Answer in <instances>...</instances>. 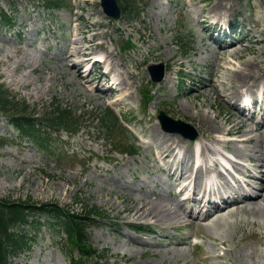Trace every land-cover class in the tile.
Instances as JSON below:
<instances>
[{
    "label": "rangeland",
    "instance_id": "rangeland-1",
    "mask_svg": "<svg viewBox=\"0 0 264 264\" xmlns=\"http://www.w3.org/2000/svg\"><path fill=\"white\" fill-rule=\"evenodd\" d=\"M99 1L66 0L68 8L52 12L46 10L45 1L0 0V14L6 13L12 25V28H3L4 18L0 19V87L8 92L15 106L14 110L0 112V139L4 142L0 147V199L54 202L77 213L84 211L85 206L86 209L97 207L104 217L95 219L87 233L101 256L85 264H264V220L261 216L241 212L242 206L238 204L234 208L239 211H232L233 207L225 209V215L202 222L191 221L190 216L183 214L194 202L187 201L180 206L175 203L177 199L169 190L173 182L158 172L153 157L155 145L161 143V149L168 146L162 143L166 133L160 125L156 132L158 137L151 129L157 122L158 112L163 111L173 119L190 123L199 133L196 139L206 142L202 124L192 115L197 107L188 99L194 90L205 95L214 74H221L220 69L214 73L217 63L235 70L243 60L260 58L264 70V52L261 51L264 50V34L260 35V30L264 29V0H230L231 12L221 15H216L212 8L220 0H188L190 6L186 8V0H134L140 15L132 14L134 18L124 15L119 20L107 18L100 11ZM193 13L205 17L226 16L227 21L244 25L243 34L235 33L237 38L244 39L245 30L256 37L234 45L241 49L239 54L242 55L234 58V62H228V55L220 61L215 53L214 60L215 44L209 42L203 26L191 20ZM252 19L260 20L259 32H252L255 25ZM81 36L85 37L82 45L92 49L89 55L92 60L104 51H113V61L119 63L122 71L131 72L127 78V93L131 92V97L119 99L121 94L107 82L108 77L101 78L104 73L116 78L111 63L91 65L90 62L72 69L80 57L63 59L64 50L71 46L70 41ZM127 40L134 47L123 50ZM101 42L104 47L100 46ZM151 62L167 64L169 81L150 87L153 94L158 92L153 101L145 105L139 91L149 85L145 64ZM183 78L187 80L185 84ZM254 78L263 84L264 71ZM233 81L234 78L228 79L223 86L217 82V93L207 91L203 110L213 116L219 113L221 124L225 119L238 122L242 117L247 120L250 132L258 128L254 122L236 113L232 98L219 96L233 91ZM110 87L115 92L108 91L105 95L101 92ZM22 104L28 106V112L38 116L49 114L56 106L67 108L77 120L79 129L72 136L64 130L52 132L50 137H45L49 151H42L9 124L8 116L20 112ZM108 107L119 113L135 134L153 145L138 142L137 155L124 153L127 149L120 144L128 142L123 135L114 129H103L96 121ZM167 135L173 143L179 141L177 147L183 154L186 146L194 149V141L185 140L176 133ZM214 136L220 137L217 133ZM248 137L251 138L249 142L238 143L244 155L234 158L240 163L241 172L246 166L253 168L260 163L256 156L261 157L264 165V131H251ZM59 151L63 156L55 154ZM212 156L207 154V158ZM191 166L189 163L187 168ZM251 175L249 173L244 179L253 187H248V191L256 193L264 184ZM165 189L168 191L164 192ZM149 200L168 201L171 208L177 205L179 216L164 221L132 216L133 208L129 206L136 204L138 208ZM251 202L259 201L257 198ZM39 221V228L20 227L28 232L33 243L28 251L11 257L9 264H71L61 252L64 246L60 247L57 234L44 217ZM127 225L151 231L135 233ZM175 240L179 243L174 244ZM188 240L196 245L186 244Z\"/></svg>",
    "mask_w": 264,
    "mask_h": 264
},
{
    "label": "bare ground",
    "instance_id": "bare-ground-1",
    "mask_svg": "<svg viewBox=\"0 0 264 264\" xmlns=\"http://www.w3.org/2000/svg\"><path fill=\"white\" fill-rule=\"evenodd\" d=\"M224 1L226 2L225 5H224L223 0H220L218 3L216 2V4L213 5L212 8L216 15H221L222 12H224V14L231 12L230 11V0H224ZM203 19H206V17L203 16ZM252 21L255 24L251 29L252 32H259L260 29L259 27H257V25L260 24V20L252 19ZM75 31L78 32V29L76 26H75ZM262 34H264L263 28L260 30V35ZM254 37H256L255 34H250L251 39ZM83 38L85 37L81 36L80 38L71 40L70 41L71 46L68 47V48L71 47V49L69 51L67 50L68 48L64 50V53H63L64 60L80 57L79 61L76 62V64L72 65V69L75 66L77 67V65L86 64L88 62L89 55L92 53V49H90L85 44L82 45ZM100 46L104 47L102 42L100 43ZM240 51L241 49L234 48V44H231L227 47H221L220 45H218V48L214 50V52H212V55L214 57V53H215L217 55L218 60L220 61L225 60L226 56L228 55V58H229L228 62H234L233 61L234 58H240L242 56L241 54H239ZM261 51L264 52V50H261ZM102 55L103 57H105L104 63H107V64L111 63L112 68H115L116 70L115 71L116 80L114 83H115V90L119 94H121L119 99H123L124 97H131V92L127 93V90H128L127 88L129 86V82L127 78L128 79L130 78L129 76L131 75V72L127 69L122 71L119 68L120 66L119 63L114 62L112 59V56L114 55L113 51H110V52L104 51ZM223 55H225V58H223ZM214 60H215V57H214ZM241 63H242L241 66L243 67L239 66V68L235 70H231V68L227 66L219 65L217 63L214 66V73L218 72V69H220L221 74L220 75L214 74V78L211 79L209 82L210 84L206 86L205 95L207 94V91H214L215 93H217L216 83L218 82L221 86H223L225 84V81L231 78H234L232 85H236V86L232 87L233 91L227 94L223 93L222 95L221 94L219 95L218 93L220 97H226L229 99L231 97H236L237 95H239L240 88H246V90L250 91L254 86L256 87L259 84V82H258V78L255 79L254 77L260 76V74L264 71L261 67V63H262L261 59L256 58L253 60H243ZM225 64L227 63L225 62ZM258 71H259V75L255 76V74ZM102 77H105V76L102 75ZM248 79H250L251 82L246 83ZM163 81H169L168 73L165 74ZM260 85L262 89H264V83L263 84L261 83ZM103 94L105 95V92H103ZM201 95L202 94L200 92L194 90L193 95L188 100H190L189 102L194 107H197L196 110H193L192 115L195 116L197 120L199 121V123L202 124L204 133L206 134V137H205L206 142H203L202 139L200 140V138L195 140L194 147L196 148V150L199 151L198 153L199 156L196 155V152L194 149H192V147L189 148V146H186V153L184 152V154L178 158L179 159L178 162L173 163L172 169H174L175 171H178V179L181 181H185L188 177L191 178L193 174H194L193 177H194L195 182L199 178L200 179L204 178L205 175H210V172L205 170L207 169L206 168L207 154L208 153L210 154L220 153V150H219L220 145H222L221 146L222 149L228 150V152H230V154L233 155L232 158H235L236 156L242 157L244 155V151L239 148L238 143L249 142L251 138L248 137V135L250 134L251 131H260V132L262 130L264 131V125L256 124V126H259V128L254 129L251 127L252 129H250V132H249V129H247L249 124H246L247 120H244V119H240L238 122L229 121L228 119H225L224 122L221 124L219 122L220 121L219 113L214 114L213 116V115H209L205 110H203L204 105L207 103V98L205 97V95H202V96ZM158 127L159 125L156 123L154 126H151V129L153 130L154 133H156L158 130ZM215 133L220 135V137H215L214 136ZM156 135L158 137L157 133ZM165 135L163 136L162 143L164 142L168 143V146L165 147V149H161L162 144L160 143L159 146H156L158 150L157 154H159V159L161 161H164L168 155H171V158L174 161L175 158L177 159V156L176 154L173 153V151L176 150L177 147L174 148V143L172 142V140L170 138H166ZM231 135L232 136L237 135V136L232 137L231 139L223 138V136L227 137ZM176 143L179 144V141H177ZM207 143H212L214 144V146H217V147H212L208 145ZM228 143H229V148H228ZM256 146L258 145L256 144ZM232 158L231 157L225 158V161L229 162L231 166L234 169H236V171H240L241 168H239V163L233 162L234 160ZM256 160L260 161V163H257L256 165H254V168L245 167L244 172L248 174L251 172L252 173H262L264 176V165L263 163H261V161L263 160L259 156H256ZM189 163L196 165V168L193 169V165H192V168L191 167L187 168ZM214 164H215V167L213 170V174H215L217 177L222 178L221 177L222 173L219 171V166H220L219 163L215 162ZM226 185H227L226 183L217 185L216 188H214V190H216L217 192H222L226 188ZM247 185L249 188H252V185L249 182ZM186 186L187 184L183 185V190L185 191L187 190ZM196 187L198 189H201L200 185L196 184ZM237 190H240L239 184L237 185V188L234 191H237ZM163 191L167 192L168 190L165 189ZM260 191L258 194H256L259 202H251V200H247L242 203H239L238 205L242 206L241 212L244 211L249 216H256V215L261 216L262 218L260 219L264 220V188L260 189ZM176 204L180 206V204L178 203ZM170 205L171 203L165 200H156V201L149 200L146 203L140 204L138 208L136 204L131 205L129 206V209L133 208L131 209L132 216L136 217L137 219L144 217L148 219H154V221H160V220L164 221L167 219L171 220L170 218L172 216L173 218L176 215L179 216L177 205L174 204L175 205L174 208H171ZM197 209H199L203 215H206L204 216L205 218L209 217V215H207L209 212L206 208V204L199 206ZM236 209L237 211H239L237 207H235L232 211Z\"/></svg>",
    "mask_w": 264,
    "mask_h": 264
},
{
    "label": "trees",
    "instance_id": "trees-1",
    "mask_svg": "<svg viewBox=\"0 0 264 264\" xmlns=\"http://www.w3.org/2000/svg\"><path fill=\"white\" fill-rule=\"evenodd\" d=\"M47 8L58 9L65 0H43ZM133 1V0H125ZM132 4L125 3L124 11L131 8ZM5 25H10V19L6 13H3ZM1 18V16H0ZM13 100L6 90L0 87V112L7 109L14 110ZM14 101V100H13ZM17 105V104H16ZM28 106L22 104L20 112L9 115L10 122L18 128L24 137L30 138L35 143L44 148L41 143V136L47 127L51 129L70 130L71 127L77 126V120L73 119V115L68 109H62L56 106L50 114L44 118H37L36 114L29 115L27 113ZM6 114V112H5ZM105 117H100V124L105 130H112L117 126V121L110 110H105ZM78 127V126H77ZM77 127L74 129L77 130ZM4 142L0 140V146ZM132 150V145H128ZM81 213L72 212L65 207H61L54 202L38 203L32 202L30 199L25 201H10L8 199H0V264H7L10 255H16L29 248V239L25 233L20 231V225L28 222V218L34 215H44L52 220V226H58L66 236L67 243L78 251L79 258L73 259L72 254H67L72 259L73 264H79V260L97 255L98 252L89 243V238L85 232L86 227L92 220L90 217H102L96 207L92 206ZM39 224V223H38ZM36 224V225H38ZM137 230V229H136ZM84 264V262H83Z\"/></svg>",
    "mask_w": 264,
    "mask_h": 264
},
{
    "label": "water",
    "instance_id": "water-1",
    "mask_svg": "<svg viewBox=\"0 0 264 264\" xmlns=\"http://www.w3.org/2000/svg\"><path fill=\"white\" fill-rule=\"evenodd\" d=\"M101 7L104 11L105 14H107L110 17H113L115 19H118L121 15V10L118 5L117 0H101L100 1ZM149 70L152 74L153 80L158 82L162 79L163 77V65H155V66H150ZM162 127L166 130L169 131H179L182 133H185V130H189L190 126L188 124H185L184 122L181 121H175L168 116H166L164 113H160L158 116ZM191 135V134H190ZM196 136V133H192L191 138H194Z\"/></svg>",
    "mask_w": 264,
    "mask_h": 264
}]
</instances>
